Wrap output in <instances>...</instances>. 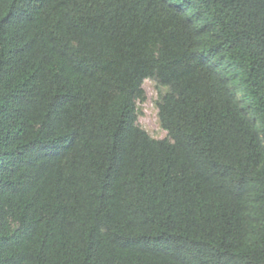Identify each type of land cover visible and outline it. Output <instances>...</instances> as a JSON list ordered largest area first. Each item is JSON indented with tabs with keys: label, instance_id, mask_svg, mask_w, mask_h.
<instances>
[{
	"label": "trees",
	"instance_id": "1",
	"mask_svg": "<svg viewBox=\"0 0 264 264\" xmlns=\"http://www.w3.org/2000/svg\"><path fill=\"white\" fill-rule=\"evenodd\" d=\"M0 264H264V0H0Z\"/></svg>",
	"mask_w": 264,
	"mask_h": 264
},
{
	"label": "rangeland",
	"instance_id": "2",
	"mask_svg": "<svg viewBox=\"0 0 264 264\" xmlns=\"http://www.w3.org/2000/svg\"><path fill=\"white\" fill-rule=\"evenodd\" d=\"M144 99L136 101L137 125L144 130L152 139L169 140L167 132L162 129L158 119L157 104L168 92V89L161 87L154 80L147 79L142 85ZM236 98L241 107H247L244 96L239 88L236 89Z\"/></svg>",
	"mask_w": 264,
	"mask_h": 264
}]
</instances>
